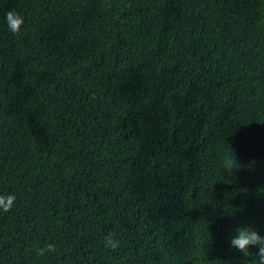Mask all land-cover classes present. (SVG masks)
Here are the masks:
<instances>
[{
	"label": "trees",
	"instance_id": "1",
	"mask_svg": "<svg viewBox=\"0 0 264 264\" xmlns=\"http://www.w3.org/2000/svg\"><path fill=\"white\" fill-rule=\"evenodd\" d=\"M8 193L0 264H258L264 0H0Z\"/></svg>",
	"mask_w": 264,
	"mask_h": 264
},
{
	"label": "clouds",
	"instance_id": "2",
	"mask_svg": "<svg viewBox=\"0 0 264 264\" xmlns=\"http://www.w3.org/2000/svg\"><path fill=\"white\" fill-rule=\"evenodd\" d=\"M5 23L8 30L17 34L21 31L24 24V18L14 10H9L4 15ZM256 164V161L250 160L247 162L246 167L251 169ZM239 165V167L237 166ZM222 167L229 175H234L240 171L241 165L237 161L236 155L233 153H225L222 160ZM16 202V196L8 194H0V210L7 213L12 210ZM105 246L115 250L119 247V241L115 238L113 232H109L104 236ZM231 248L243 253L245 256L249 254L250 248H255V255L258 257V264H264V235L254 228L240 227L236 230V234L229 240ZM56 246L53 243H47L43 247L36 249L37 256H44L46 253H55Z\"/></svg>",
	"mask_w": 264,
	"mask_h": 264
}]
</instances>
